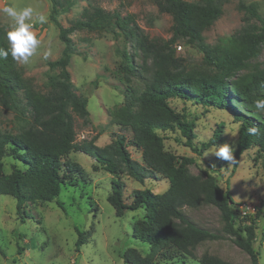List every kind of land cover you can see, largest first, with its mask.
I'll return each instance as SVG.
<instances>
[{
    "label": "trees",
    "instance_id": "1",
    "mask_svg": "<svg viewBox=\"0 0 264 264\" xmlns=\"http://www.w3.org/2000/svg\"><path fill=\"white\" fill-rule=\"evenodd\" d=\"M51 20L59 29V38L64 44L61 56L49 61L50 70L58 73L49 75V91L34 88L23 75V68L9 55L0 58V102L15 117L23 121L17 131L0 128V195L12 196L17 200V212L25 221L31 217L28 205L35 202L55 200L66 186L77 185L75 173L83 172L77 162L65 158L73 150L92 156L102 168L115 176L108 201L115 213L123 217L129 211L145 208V215L135 220L133 235L151 246L143 255L130 247L121 257L127 264H155L159 259H171L175 251L195 257L193 250L208 240L222 238L223 235L197 226L183 211L184 206L199 207L205 203L215 205L221 211L225 231L233 241L246 251L253 264H260V252L255 247L257 239V219L244 214L239 219L232 209L234 200L230 190H224L217 178L206 172L205 178L191 175L188 164L195 159L177 156L165 148V133L180 130L186 138L185 144L198 155L215 146L220 139V131L201 143L197 137L195 122L187 115L177 112L170 99L179 97L196 104L217 106L227 109L241 121L233 169L242 154L251 147H258L264 159V116L257 110L254 101L264 98V68L256 67L243 74L237 71L247 67L246 61L255 57L264 44V18L256 5H241L252 16L259 18L263 26L258 33H244L241 37H230L223 45L210 47L205 42L204 32L223 13V0H158L161 11L173 17V36L168 41L157 42L143 33L132 15L123 16L119 12H108L102 7H93L85 18L75 20L65 27L57 16L73 3L67 0H50ZM106 31L134 38L143 51L144 58L152 57L157 68L150 76H144L145 89L137 92L128 87L123 105L112 112V122L133 132V145L141 150L142 162L133 159L126 147V137L118 134L115 144L101 147L91 139L76 145V130L69 107L81 118L88 119L90 111L88 99L76 92L68 69L77 49L71 34L75 31ZM9 29L0 20V48L7 49ZM179 38L197 47L210 65L217 67L221 74L203 71L183 70L174 57L172 44ZM225 40V41H227ZM122 54L128 65L126 70L134 72L132 57L127 51ZM222 125H219L221 128ZM255 128V134L249 129ZM119 156V161L110 154ZM10 157V171L5 169V158ZM124 165L130 176L144 183L145 176L160 174L169 181L164 192L156 193L149 188L134 190V198L127 202L123 196V182L120 166ZM80 180H85L84 175ZM63 207V203L58 200ZM249 220L246 223L244 220ZM238 221V222H237ZM245 222V223H244ZM85 243V235L79 231L76 249L80 251ZM201 264H230L219 257L202 256Z\"/></svg>",
    "mask_w": 264,
    "mask_h": 264
},
{
    "label": "rangeland",
    "instance_id": "2",
    "mask_svg": "<svg viewBox=\"0 0 264 264\" xmlns=\"http://www.w3.org/2000/svg\"><path fill=\"white\" fill-rule=\"evenodd\" d=\"M65 6L67 0H60ZM67 10H62L57 19L68 27L75 20L85 18L88 11L99 6L108 12L117 11L123 16L132 15L143 33L149 39L163 42L173 36V17L171 13L161 11L158 0H72ZM202 1V0H187ZM254 4L264 18V0H223V13L212 26L204 32L205 42L210 46L223 45L230 37H241L244 33L261 31L262 21L252 16L241 5ZM12 7L17 12L32 8L31 18L26 23L33 25V31L40 40L36 53L27 64L18 63L23 68V75L37 90L48 92L49 75L58 73V69L50 70L49 61L58 59L64 48L59 38L58 26L51 20L50 0H0V20L9 30L14 23L5 8ZM39 16L46 18L39 22ZM76 46L68 67L76 92L88 99L90 116L86 120L76 114L71 107L76 130V145L91 139L101 147L115 144L118 134L126 137V147L133 159L142 162L141 150L133 145L131 129L121 127L112 122V112L119 109L126 99L129 86L137 92L145 89L144 76H150L157 68L152 57L145 59L144 53L136 40L126 35L106 31H75L71 34ZM227 40V41H225ZM127 51L134 65V72L126 70L128 66L122 54ZM174 57L183 70L203 71L209 74H221L214 65L204 59V54L185 38H179L172 44ZM45 52L50 54L45 58ZM247 67L237 71L246 73L256 67L264 68V44L258 54L246 61ZM223 75V74H221ZM170 104L179 113L185 114L195 122V143L210 140L215 131H220L219 142L228 143L232 150L231 162L218 159L215 146L198 155L185 144L186 138L180 130L165 133V148L177 156L195 159L187 168L191 175L205 178L206 172L214 175L220 186L230 190L234 203L232 209L235 216L243 218L247 215L260 214L257 219V239L255 247L260 252L259 263L264 264V159L258 147L246 150L233 169L235 151L241 121L227 109L217 106H206L194 101L173 97ZM264 116V111H262ZM24 122L18 120L12 111L4 108L0 102V128L17 132ZM219 125H222L219 128ZM119 161V156L110 154ZM77 162L83 170L76 178L79 182L63 188L61 194L51 202L30 203L31 217L23 221L17 212V200L8 195H0V264H127L121 257L130 247L138 249L146 255L151 246L148 242L137 239L133 235V224L145 215V208L129 211L123 217L115 213L108 201L112 192L115 176L104 170L95 158L81 151L69 153L65 158ZM5 169L10 171L13 162L5 158ZM123 168V196L127 202L134 198V190L149 188L156 193L164 192L169 181L160 174L145 176L144 183L130 176ZM206 171V172H204ZM84 175L85 180H80ZM58 200L63 203L61 207ZM184 213L199 227L223 235L222 238L208 240L199 244L193 253L195 257L175 251L171 259H159L155 264H201L202 256H214L230 264H253L250 255L236 245L233 238L225 231V222L221 211L212 204L205 203L193 208L184 206ZM249 223V220H244ZM238 222V221H237ZM245 223V222H244ZM79 231L85 235V243L80 251L76 249Z\"/></svg>",
    "mask_w": 264,
    "mask_h": 264
},
{
    "label": "clouds",
    "instance_id": "3",
    "mask_svg": "<svg viewBox=\"0 0 264 264\" xmlns=\"http://www.w3.org/2000/svg\"><path fill=\"white\" fill-rule=\"evenodd\" d=\"M4 12L13 18L14 23L10 26L11 30L7 31V49L0 48V58H7L11 55L14 61L27 64L30 57L36 53L40 45V40L32 30L33 25L25 22L26 19L31 18L33 9L28 7L17 12L14 8L8 7L4 9ZM39 22L42 24L45 23L46 18L44 16H39ZM49 54V52H45V58H47ZM254 106L257 110L264 111V98L255 100ZM256 131L255 128L249 129L251 134H255ZM215 147L216 150L214 155L218 159L228 162L232 161V150L228 143Z\"/></svg>",
    "mask_w": 264,
    "mask_h": 264
},
{
    "label": "built area",
    "instance_id": "4",
    "mask_svg": "<svg viewBox=\"0 0 264 264\" xmlns=\"http://www.w3.org/2000/svg\"><path fill=\"white\" fill-rule=\"evenodd\" d=\"M242 213H243V214H246V212H245V211H242Z\"/></svg>",
    "mask_w": 264,
    "mask_h": 264
}]
</instances>
